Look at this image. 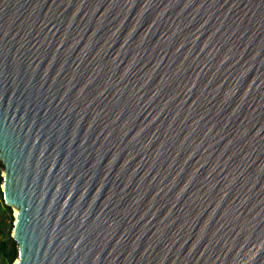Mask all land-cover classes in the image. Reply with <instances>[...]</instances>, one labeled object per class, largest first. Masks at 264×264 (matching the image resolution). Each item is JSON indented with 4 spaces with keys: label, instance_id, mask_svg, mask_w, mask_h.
I'll return each mask as SVG.
<instances>
[{
    "label": "water",
    "instance_id": "water-1",
    "mask_svg": "<svg viewBox=\"0 0 264 264\" xmlns=\"http://www.w3.org/2000/svg\"><path fill=\"white\" fill-rule=\"evenodd\" d=\"M14 264H264V0H0Z\"/></svg>",
    "mask_w": 264,
    "mask_h": 264
},
{
    "label": "trees",
    "instance_id": "trees-1",
    "mask_svg": "<svg viewBox=\"0 0 264 264\" xmlns=\"http://www.w3.org/2000/svg\"><path fill=\"white\" fill-rule=\"evenodd\" d=\"M3 165L0 161V264H14L17 259V243L12 237L14 210L3 200L2 185Z\"/></svg>",
    "mask_w": 264,
    "mask_h": 264
},
{
    "label": "bare ground",
    "instance_id": "bare-ground-1",
    "mask_svg": "<svg viewBox=\"0 0 264 264\" xmlns=\"http://www.w3.org/2000/svg\"><path fill=\"white\" fill-rule=\"evenodd\" d=\"M14 210V209H13Z\"/></svg>",
    "mask_w": 264,
    "mask_h": 264
},
{
    "label": "rangeland",
    "instance_id": "rangeland-1",
    "mask_svg": "<svg viewBox=\"0 0 264 264\" xmlns=\"http://www.w3.org/2000/svg\"><path fill=\"white\" fill-rule=\"evenodd\" d=\"M1 263V262H0Z\"/></svg>",
    "mask_w": 264,
    "mask_h": 264
}]
</instances>
